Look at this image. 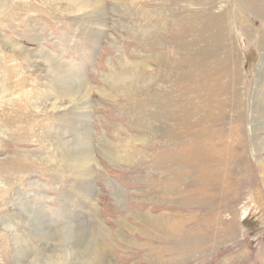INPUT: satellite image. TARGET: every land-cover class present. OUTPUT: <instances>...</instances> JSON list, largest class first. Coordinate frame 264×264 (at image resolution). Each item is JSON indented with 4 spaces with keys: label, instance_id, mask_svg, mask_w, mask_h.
<instances>
[{
    "label": "rangeland",
    "instance_id": "rangeland-1",
    "mask_svg": "<svg viewBox=\"0 0 264 264\" xmlns=\"http://www.w3.org/2000/svg\"><path fill=\"white\" fill-rule=\"evenodd\" d=\"M244 1L135 0L128 7L123 0H106L105 25L98 28L87 16L49 0H6L5 8L1 0L0 217H23L31 207L47 223L44 230L68 235L80 224L95 227L105 247L99 264H264V18ZM159 8L163 12L151 19L165 28L155 39L140 38L133 29L145 25L141 11ZM174 15L181 25L193 22L199 46L214 23L209 32L223 37L221 53L232 55L229 76L237 81L223 84L211 107L192 97V115L177 125L161 118L162 108L146 99L171 91L169 79L158 75L134 101L99 90L110 89L106 76L112 70L122 71L127 60L146 55L160 56L149 72L156 68L161 75L167 62L176 74L167 59V38L178 30ZM9 41L19 49L47 52L86 76L92 174L77 173L62 157L60 139L44 134L59 133L71 146L74 134L66 125L76 110L75 115L72 107L42 110L46 102L36 106L8 87H21L38 72L12 60ZM172 57L187 60L184 54ZM192 64L188 60L187 66ZM3 85L9 89L2 97ZM26 88L32 96V87ZM111 142L126 159L106 152ZM3 233L0 221L1 245L5 242L0 264H19Z\"/></svg>",
    "mask_w": 264,
    "mask_h": 264
},
{
    "label": "bare ground",
    "instance_id": "bare-ground-1",
    "mask_svg": "<svg viewBox=\"0 0 264 264\" xmlns=\"http://www.w3.org/2000/svg\"><path fill=\"white\" fill-rule=\"evenodd\" d=\"M105 1L106 0H49L55 7L61 8L63 11L74 14L81 13V15L87 16L89 21L95 23V25H99L98 28H102L101 26L105 25ZM123 1V4H125V6L127 4L128 7H130L131 4H135V0ZM115 2L118 3V1ZM243 3L264 18V0H245ZM5 6L6 0H3L2 7L5 8ZM161 9L162 8H159L158 11L143 9L140 15L146 20L145 25L135 27L133 29L135 30V34L139 35L140 38H157L165 26L163 22L154 21L151 17H155V15H159L163 12ZM173 19L179 21L177 26L178 30L171 33L167 38V43H169L170 48V54H168L167 59H170L174 64L173 66L177 70L176 74L175 71L169 70V66L165 64L167 62L162 63L165 69L161 75L156 68V70L153 69V71H155L154 73L149 72V68L152 66L153 61H159L160 56L146 55L141 60H127L123 65L122 71L119 70L118 72L112 70L110 74L108 73L109 75L106 76L108 77L107 83L110 89L99 87V90L102 95H107L109 97L114 91H117L118 93H113L115 96L117 94L116 97L122 93L126 99L134 101V98L136 99V97L145 95V92L150 88L149 85L158 75L162 80L166 81L169 79L168 84L171 91H166V93L162 91L161 96L150 95L146 99L148 101H153L162 108L161 118L165 120L170 119V122L177 125L178 122H181L180 120L183 119L182 122H185L192 115L194 109L192 97L203 100L204 103L209 104L211 107L213 97L217 94L218 90L222 88V85L226 84L232 87L235 86L237 81L232 75L229 76L232 72V70H230L232 64L229 65L227 62L232 59V55L230 53H221L220 41L223 40V37L220 35V32H217L216 35H214L213 30V35L209 32V29L213 28V22H209L210 24L207 26L208 33L202 32L203 45L199 46L197 45L199 44L197 41L199 40L198 34L195 33V35H193V30L195 29L191 26L193 22L188 20L190 23L185 26L183 23L181 25L183 20L180 21L181 19H178L177 15H174ZM200 27L202 28V26ZM8 45L11 47V53L16 55H13L14 58L11 56L13 61H23L29 70H32V68L38 69L34 78H30L29 80L25 78L22 83L23 86L17 87L19 83H17V86H8L13 89L14 94L18 91L17 94L21 93L23 97L25 96L32 99L36 106L40 102H46L43 104L42 110L65 107H72L73 113L75 112L74 110H76V117L73 122L66 125L70 127V132L74 134L72 141L74 145L71 144V146H69L66 142H62L64 138L59 136V133L56 134V132L48 130L44 132V134L46 136H51L54 142H58L60 139L61 148L63 150L62 157L64 160L71 168L75 169L77 173L79 171V174L87 176L92 171L91 168L94 163V156L92 136L88 128L89 121L87 119L91 98L90 86L86 76L47 52L33 53L23 48L19 49V44L10 41ZM179 54L186 55L187 60L183 59L182 62H178L172 57L173 55ZM12 60L7 59L4 62L9 66ZM188 60L193 63L191 66H187ZM0 64H2L1 60ZM6 69L9 68L7 67ZM200 70L205 71L200 74ZM3 73L5 72L3 71ZM191 73L193 76L189 79L190 83L187 86L184 85L182 89H179V84L183 83V80ZM234 77L238 78L239 76ZM227 80H229V82ZM27 86H31L32 89H29L33 90V92H31L32 96L30 97L28 96ZM8 87L6 85L1 87L2 97L7 95ZM231 95L232 93L230 92V96ZM146 99H144V103H146ZM231 99L233 98L231 97L230 101ZM201 103L203 104V102ZM213 104L215 105V102H213ZM170 143L171 142H169L168 145H170ZM104 149L115 160L127 158V156L120 155L118 146L112 142L107 143ZM13 165L16 166V162ZM4 190L6 189H3V191ZM5 193L7 194V191ZM23 212L25 213L23 217H13L9 215H2L0 217L4 229L3 237H6V240L10 241L11 244V247L7 249H11L9 252L12 253L17 263L58 264L69 261L74 262V264H99L102 260V256L105 252L104 242L95 227L80 224L71 228L68 235H62L61 232L58 231L44 230L45 228L43 225L47 223L45 221L43 222L42 215L36 214L31 207L25 208ZM0 238H2V236ZM71 242L73 243L72 245L70 244ZM4 243L5 242H3V245ZM69 246L70 248H68ZM2 259L3 258L0 260Z\"/></svg>",
    "mask_w": 264,
    "mask_h": 264
}]
</instances>
